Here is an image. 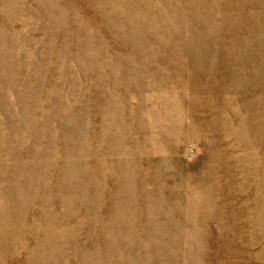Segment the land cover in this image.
<instances>
[{"label":"rangeland","instance_id":"rangeland-1","mask_svg":"<svg viewBox=\"0 0 264 264\" xmlns=\"http://www.w3.org/2000/svg\"><path fill=\"white\" fill-rule=\"evenodd\" d=\"M0 264H264V0H0Z\"/></svg>","mask_w":264,"mask_h":264}]
</instances>
